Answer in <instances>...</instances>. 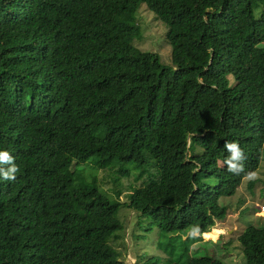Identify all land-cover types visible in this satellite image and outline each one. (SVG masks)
Here are the masks:
<instances>
[{"label": "trees", "instance_id": "trees-1", "mask_svg": "<svg viewBox=\"0 0 264 264\" xmlns=\"http://www.w3.org/2000/svg\"><path fill=\"white\" fill-rule=\"evenodd\" d=\"M143 3L167 62L136 44ZM261 42L264 0H0V151L19 169L0 177V264H121L122 208L185 239L224 219L264 153ZM226 142L243 171L218 164ZM235 235L264 264V224ZM183 243L167 264H226L173 261Z\"/></svg>", "mask_w": 264, "mask_h": 264}, {"label": "rangeland", "instance_id": "rangeland-1", "mask_svg": "<svg viewBox=\"0 0 264 264\" xmlns=\"http://www.w3.org/2000/svg\"><path fill=\"white\" fill-rule=\"evenodd\" d=\"M137 15L143 37L140 40H136V44L141 48L158 52L162 61H169L170 44L165 38V25L154 17L152 11L145 7L144 3L139 7ZM260 45H264V42H261ZM224 163L222 159H218L219 165H223ZM224 166L228 167L227 163ZM251 174L254 175L242 178L234 194L219 198L221 203L227 204L228 212L224 219L218 220L213 224L214 228L220 230L218 234L215 235L214 231H210L205 233L204 236L202 235L204 239L212 238L218 240V237L222 234L220 236L222 243L220 241L215 242L200 238L185 239V236H188L189 232L185 234H166L154 226H146V223L142 219V221L139 220V225L132 229L136 220H138L137 216L135 212L122 208L121 213L125 215L126 224L128 225L125 229L127 232L125 231L124 233H130L134 230L137 238L131 234L126 236V247L125 249L123 248V254L120 255L121 264H131V257L134 260L133 264H141L143 260L148 259H155L153 264H167L165 259L167 260L170 254L168 250L165 252V245L173 247V256H176V253L180 249H183V242L190 243V246L194 247H189L186 252H183L180 259L175 258L173 261L183 263L194 254H207L206 252L208 251L209 254L222 258L226 264H243L244 258L242 257L240 243L235 234L249 223L256 225L264 224V214L257 213V207L255 208L254 206L260 205V203L264 204V153L257 169ZM250 179H254L252 188L249 187L248 183ZM196 242L198 244L195 245L194 243Z\"/></svg>", "mask_w": 264, "mask_h": 264}, {"label": "clouds", "instance_id": "clouds-1", "mask_svg": "<svg viewBox=\"0 0 264 264\" xmlns=\"http://www.w3.org/2000/svg\"><path fill=\"white\" fill-rule=\"evenodd\" d=\"M225 148L230 153V156L226 161L228 165L227 167L228 170L235 172V173H239L240 171H243L241 161L244 159V153H243V150L240 148V146L235 142H226ZM5 165H7V167H4ZM224 165L226 164H223L221 166H224ZM18 171H19L18 166L14 163L13 157L7 151H0V177H2L4 180L14 181L16 179V173ZM249 175L251 177L254 174H249ZM257 206H258L256 208L257 213L264 214V204L260 203V205H257ZM213 227L214 225L210 226L207 230H204L201 232L192 230V233H194L196 236L200 235L201 236L200 239L202 240H211L215 242H219V241L221 242L222 239H220V236L222 234L218 237V240L212 239V238L204 239V237H202V235L204 236V232L210 231ZM194 244L196 245L198 243L196 242ZM130 262L131 264H133L134 262L132 257L130 258Z\"/></svg>", "mask_w": 264, "mask_h": 264}, {"label": "bare ground", "instance_id": "bare-ground-1", "mask_svg": "<svg viewBox=\"0 0 264 264\" xmlns=\"http://www.w3.org/2000/svg\"><path fill=\"white\" fill-rule=\"evenodd\" d=\"M210 231H214V234L217 235L218 232H219L220 230H219L218 228H214V227H213ZM210 231H206V232H204V234H205V233H208V232H210Z\"/></svg>", "mask_w": 264, "mask_h": 264}]
</instances>
